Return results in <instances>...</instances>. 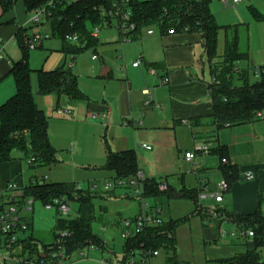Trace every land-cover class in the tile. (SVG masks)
<instances>
[{
    "label": "rangeland",
    "instance_id": "rangeland-1",
    "mask_svg": "<svg viewBox=\"0 0 264 264\" xmlns=\"http://www.w3.org/2000/svg\"><path fill=\"white\" fill-rule=\"evenodd\" d=\"M68 1L74 2L76 0ZM229 1L230 3L233 2V0ZM251 6L264 15V0H243L235 8L225 6L222 0H211V12L221 28L218 37V57L214 61L215 63L223 60L226 38L233 39L235 33H237L240 51L249 53V60L240 62L238 64L239 68L242 70H256L259 67H264V20H257L253 17L249 11ZM28 18V25H31V13H28ZM99 27L100 33L96 51L94 47H90L80 53L74 61L71 56L67 57L63 53V42L52 36L47 25L35 27L34 30L30 31L29 34L31 35H33V32H35L34 34L41 32L51 36L50 39L43 41L42 47L29 52V63L32 69L57 70L67 60V66L70 67L72 64L71 69L78 76L79 87L89 101L80 104L71 101L72 104H68L61 100L58 101V99L47 103V98L50 96H44L43 100L38 99L40 107L44 109L43 111L50 120L49 134L57 151V164L50 167L39 164H32L34 165L32 166L29 163L33 159L31 153L16 149L12 152V160L4 163L5 165L2 164V167L0 166V173H5V176L0 180L2 189L10 183H19L20 186L27 187L31 179L37 177L39 182L48 184H75L76 189L82 191L94 189L95 194L98 195V198L93 201L95 220L92 224V230L103 239L106 248L104 250L86 248L81 251L86 254V259L82 258L81 252H75L68 260L59 261L58 264H84V262L103 264L104 261V264H118V262H124L123 248L125 240L121 236L122 226L118 225V218H120V215L124 218L129 217L130 210H137L139 204L133 199L132 185L127 184V181H123L124 185L120 186V180L115 183V174L105 168L109 147L112 151L134 149L137 152L140 173H143L146 178L171 184L174 181L172 179L174 175L181 170L182 173L193 178V183H196V175L188 170V163H184L186 150L183 149L179 152L176 148V138L173 131L170 135L164 134L163 131L150 133L147 127L143 126L141 128L137 123L123 122L118 124V128L108 130V122L104 119L105 113L92 107V105H103L104 100L108 99L112 86L115 85L119 77H122L118 75L126 73L125 67L131 66L134 61L141 62L143 68L146 67L145 62L141 60L140 47L142 48V40H125L119 30L118 20L111 23L106 22ZM227 27H231L228 32ZM156 33L160 36L158 29H156ZM191 37L196 40L193 46L199 64V67L194 70H199L203 79L211 82L213 70L204 55L200 35L192 33ZM5 44L4 60L8 62V66H11L12 61H18L22 58L23 52L16 39H12ZM93 55H96L98 59L93 60ZM128 61L131 62L128 63ZM103 68L110 70L109 76H101ZM0 76L3 78L0 82V95L8 91H14L15 84L12 76L3 75L1 72ZM36 78L34 74L32 77L34 85L37 84ZM261 78V75L256 74L255 71L250 72L251 82L260 81ZM133 79L135 83L143 81L139 75L133 76ZM34 93L37 95L36 91ZM87 104H89V108ZM65 107L73 110V118H59L55 115L57 110H63ZM149 110L153 111L151 107ZM146 111L147 109L144 106L140 107L141 117L136 120L137 122L145 120ZM154 112L156 115L160 113L156 110ZM88 113L92 115L99 114V118L89 120L86 118ZM164 116H167L166 113H164ZM70 121L76 123H70ZM165 132L167 131L165 130ZM116 136L118 140L115 138ZM212 140L215 141L216 138ZM191 141L192 146H189L188 149L192 152L204 146L205 143L201 137H194ZM155 142L159 143V146L155 145ZM143 144L151 146L153 151L143 149ZM215 156L217 158L218 155H208L209 158ZM202 158V155L196 153V162ZM8 171L10 176H8ZM190 174L192 176H189ZM201 174L205 175V173ZM209 175L212 184L208 191L203 192L207 196L218 192L217 181L212 174ZM107 183L112 185L108 190L106 189ZM147 201L151 204L155 202L153 199ZM127 202L131 205L125 209ZM160 202L162 204V218L165 221L184 218L195 209L194 204L189 200H168L163 196L160 198ZM209 202V200H201L200 204L204 207H211ZM78 212L79 203L73 201L69 214L60 216V219L62 221L75 219L79 214ZM58 214L57 208L47 211L44 203L39 201L35 203L33 214H25L26 220L32 225V229L24 237L33 235L34 240L32 242L37 245L36 247H39L38 251H42V246L54 242ZM206 228L211 227L204 226L202 215L192 218L189 223L181 226L177 231V251L172 253L161 250L158 257L151 258L150 264H228L222 263L220 260L230 258L235 253L247 249L245 239L238 237L222 238L220 235L221 232L225 231L236 233L238 231L236 226L222 224L217 236L211 230L207 231ZM38 251L32 255L27 251L25 257L30 258L33 256L34 260H37L39 257ZM19 253L21 254L22 251L18 250ZM6 255L7 251L1 250L0 264H18L11 258L6 259V262L3 261ZM261 262L264 263V255ZM32 264H35V261Z\"/></svg>",
    "mask_w": 264,
    "mask_h": 264
},
{
    "label": "trees",
    "instance_id": "trees-1",
    "mask_svg": "<svg viewBox=\"0 0 264 264\" xmlns=\"http://www.w3.org/2000/svg\"><path fill=\"white\" fill-rule=\"evenodd\" d=\"M28 13L45 11V18L41 24H31L29 26L18 27L16 40L19 42L23 55L18 61H12L9 76H12L16 88L15 94L5 103L0 105V165L12 160L13 150L29 151L34 159L33 164L52 166L58 163L57 151L54 148L50 134V120L45 112L38 107L35 101L33 80L36 75V85L41 96L66 97L73 102H88V97L81 91L72 67L67 66V62L57 70L45 71L43 69L34 70L29 63V52L27 45L33 35L29 34L35 27L47 25L52 36L59 38L63 42V53L71 56L74 61L76 57L94 47L96 49L97 40L92 38V29L103 26L104 23H111L107 11L113 5V0H22ZM211 0H181L180 2L167 0H147L133 3L135 16L141 29L157 25L159 21H164L165 10L170 12L173 18L180 17L184 23L191 25L193 32L200 33L204 54L212 68V79L209 85L211 98L214 106L213 115L208 118L209 122L199 120L198 125H212L216 128L225 126L239 127L261 120L259 114L264 115V67L261 80L251 82L250 72L255 69H240L238 64L249 60V53L240 51L239 36L237 33L233 39L226 38L225 52L221 62L215 63L218 57V37L220 27L210 9ZM5 13L13 8L14 0H7L0 3ZM250 13L257 20H264V15L255 7L249 8ZM166 20L163 29H166ZM231 27H227V32ZM235 29V27H234ZM236 32V30H235ZM78 36L80 44H72L67 38ZM86 46V47H85ZM214 62V63H213ZM3 78L0 76V82ZM221 151L219 148H212L211 153ZM34 166V165H32ZM105 168L113 172L116 181H127L130 184L136 180L140 174L137 154L134 150L114 152L108 148L107 162ZM222 171L226 181L230 184L234 174H237L233 166H223ZM144 197L154 201L165 196L168 200H189L195 209L194 211L180 219L163 221L161 225L149 226L146 230L125 242L123 252L124 259L132 251L148 249L154 251L165 250L175 253L177 251V231L181 226L186 225L192 218L208 213L209 210L200 204L201 188H191L183 184L180 189L168 185V190L160 191L161 182L156 179L144 177ZM263 186V183H261ZM22 198L29 197L36 201L46 203L56 198L67 197L79 203V214L75 219L62 221L58 215V225L55 235L59 230L69 231L72 236L66 242L68 259L75 252H81L92 246L96 249L104 250L106 245L103 239L92 230L95 220L94 199L98 195L88 189L82 191L76 189L75 184H48L36 181L35 183L22 187ZM211 213V212H209ZM217 218L223 221H230L238 227L252 228L256 237L250 241L245 239L247 251L240 253L233 258L220 260L228 264H264L261 262L264 255V215L256 213L252 216H237L224 209L214 212ZM56 239V238H55ZM34 238L20 241L24 249L30 255L36 253L39 247L33 244ZM48 246H42L46 255ZM39 252V251H38ZM38 264H42L44 259L38 253Z\"/></svg>",
    "mask_w": 264,
    "mask_h": 264
},
{
    "label": "crops",
    "instance_id": "crops-1",
    "mask_svg": "<svg viewBox=\"0 0 264 264\" xmlns=\"http://www.w3.org/2000/svg\"><path fill=\"white\" fill-rule=\"evenodd\" d=\"M3 1L7 0H0V3ZM14 1L15 5L6 13L0 4V52L2 55L0 59V72L3 75L9 74L11 69V66H8V62L4 60L5 43L16 39L18 27L29 26L28 12L26 11L24 2L22 0ZM196 34L200 35V41L202 43L201 34ZM191 35L192 33L164 36L160 33L159 36L155 33L153 36H147L145 32L138 35L133 41L142 40V48L140 47L141 60L145 62L146 67L143 68L141 62L139 66L134 67L133 64L136 63L135 61L132 62L131 66L128 65L125 67L126 73L118 75L122 77H119L115 85L112 86L110 96L107 97L108 99L104 100L103 105H92V107L105 113L104 119L108 122V130L118 128V124L123 122L129 124L137 123L141 128L143 126L147 127L150 133L163 131L164 134L170 135L173 131L176 138V148L179 152L183 149L186 150L184 163H188V170H191L196 175V183H193L192 177H188L181 170L178 171L174 175V178H172L174 179L173 183L170 184L167 182L168 185L177 189H180L185 184L191 188L200 187V194H203V192L210 189V185L212 184L209 174H212L218 186L220 181L226 179L222 167L225 165L236 168L237 174H234L230 182V190L225 194L224 201L217 203L213 198L209 197L207 200L210 201L211 207L203 206L211 212L202 214L203 224L205 227L206 225L211 227L206 228V230H211L217 236L222 224L236 226L230 221L221 222L218 218H214L213 213L218 209H224L237 216H252L256 213L264 215V117L256 123L239 127L225 126L216 128L212 125L197 124V122H200L199 120H204L203 122L208 124V118L214 113V106L209 87L211 82L205 81L199 70H194L196 67H199V64L197 63L193 46L196 40ZM66 62L67 60L64 64ZM130 62L128 61V63ZM109 75L110 71L107 76ZM137 75L143 79L142 82H134L133 76ZM166 79H168L167 84L164 83ZM33 88L34 92L36 91L37 93V95L34 93L36 104L40 109L44 110L40 107V101H38V99L43 100L44 96L38 93L36 85L33 84ZM15 92L16 88L14 91H8L0 95V105L10 99ZM47 99V103L56 101V99L68 104H72L73 102L66 97H57L54 95H51ZM141 106L147 109L145 120L137 122L136 120L141 117ZM87 107L89 108V104H87ZM150 107L153 111L149 110ZM65 109L67 108L65 107ZM68 110L71 111L68 117L73 118V110ZM154 110L160 111V113L156 115ZM162 112L166 113L167 116H164ZM55 115L58 116L57 114ZM58 117L60 118V116ZM86 118L89 120H97L99 114L92 115L88 113ZM70 123L76 122L70 121ZM194 137H201L205 142L204 145L209 144L211 149L219 148L221 154L220 152H212L210 154H216L218 156L217 158L216 156L209 158L208 155L200 153L199 155L203 156L202 159H198L196 162L195 157L193 160L188 161L186 154L192 152L188 148L192 146L191 140ZM115 138L118 140L117 136ZM213 138H216V140L213 141ZM116 139L115 141H117ZM154 144L159 146L157 142ZM143 145L142 148L145 149ZM145 150L153 151V148L151 147L150 150ZM223 159H227L228 163L223 164ZM3 165L0 166L2 167ZM7 173L10 176V172L8 171ZM201 173H205V175L203 176ZM249 175L252 177L250 180L247 178ZM4 176L5 173H0V180ZM189 176L192 175L190 174ZM36 181H38L37 177L31 179L29 185ZM261 183H263V186H261ZM0 188L1 191L2 187L0 186ZM154 204H158L162 208L160 199L155 200ZM129 205L131 204L127 202L125 209ZM139 211L140 206L138 205L137 210H130L129 217L126 218L134 217ZM118 219V225H121V220L124 217L120 215ZM55 238L56 235L54 233V241ZM246 251L247 249L243 252H237L230 258ZM82 258L86 259V257ZM3 259L6 262V259ZM14 262L16 261L14 260ZM37 262L35 260V264H38ZM84 264L93 263L84 262ZM118 264L121 263L118 262Z\"/></svg>",
    "mask_w": 264,
    "mask_h": 264
},
{
    "label": "built area",
    "instance_id": "built-area-1",
    "mask_svg": "<svg viewBox=\"0 0 264 264\" xmlns=\"http://www.w3.org/2000/svg\"><path fill=\"white\" fill-rule=\"evenodd\" d=\"M113 5L107 11L108 17L111 18V22L114 20H118L119 30L121 35L127 41H133L138 35H141L143 32L147 36H153L156 33V29L164 36H173L179 34H189L194 33L191 25L184 23V21L178 17L173 18L170 15V12L165 10V20L159 21L157 25H153L144 29L139 27L137 22L135 11L133 7V3L140 0H113ZM170 1V0H167ZM175 2H180L181 0H172ZM202 1V0H197ZM225 6H231L235 8L237 5L241 4L243 0H233L230 3L229 0H222ZM32 24H41L45 18V11L32 12ZM166 20L168 24L166 29H163V25ZM100 27H96L92 32V38L98 40ZM143 31V32H142ZM49 34L44 33H36L27 43L30 50H35L42 46L43 41L46 39H50ZM67 40L72 44H80V39L78 36L68 37ZM2 58L0 52V59ZM98 57L93 55V60H97ZM140 65V62H136L133 64L134 67ZM72 67V64L70 65ZM256 74L261 75L262 70L257 68L255 70ZM165 84L168 83V79L164 81ZM56 114L60 117H68L71 114V111L68 109H59ZM259 118H263V114L258 115ZM97 117V116H95ZM143 147L147 150H150L151 147L147 145H143ZM196 153H201L204 155H209L211 153V146L209 144H205L201 148L195 150L194 152H190L186 154V159L188 161L193 160L196 157ZM29 163L32 165L34 159L30 160ZM223 164H227L228 160L223 159ZM249 180L252 177L249 175L247 177ZM144 175L140 173L136 180L132 181L130 184L133 187L132 196L135 199L139 206L140 211L132 218H124L121 220L122 231L121 236L125 240V242L130 241L135 236L143 233L147 227L161 225L164 221L162 218V208L158 204H151L144 197V186L143 180ZM119 185H124L123 181H119ZM111 183L106 184V189L111 188ZM22 187L17 183H10L4 189L0 191V255L1 250H6L7 255L5 259L11 258L15 260L18 264H32L34 260L32 257H25L26 250L24 249V245L20 242L29 237H24L25 234L31 229V224L26 220L25 214L34 213V206L36 200L32 197L27 199L22 198ZM94 191V189H90ZM160 191L168 190L167 183H161L159 185ZM230 190V184L224 179L218 183V192L216 194H211L207 196L206 194H200L199 199L207 200L209 197L213 198L217 203H222L224 201L225 194ZM72 200L67 197L56 198L53 201L44 203L45 209L47 211H51L54 208H57L59 216L68 215L71 211ZM213 217L217 218V215L213 213ZM237 232H221L220 235L222 238L227 237H238L248 240H253L256 237L255 230L252 228L246 227H238L236 225ZM72 234L66 230H59L56 233L55 241L48 245L44 262L42 264H58L59 261L68 260V254L66 251V242ZM91 249H96L95 247H91ZM18 250H21L22 253L18 254ZM30 253V252H29ZM38 253L44 255L43 250ZM160 255V251L141 249L139 251H132L127 259H124V262L121 264H150V260L152 257H158ZM82 257H86V254L81 252ZM39 259V258H38ZM37 259V261H38ZM105 263V262H104ZM110 264V263H109Z\"/></svg>",
    "mask_w": 264,
    "mask_h": 264
},
{
    "label": "water",
    "instance_id": "water-1",
    "mask_svg": "<svg viewBox=\"0 0 264 264\" xmlns=\"http://www.w3.org/2000/svg\"><path fill=\"white\" fill-rule=\"evenodd\" d=\"M86 47V46H85ZM109 69L108 68H103L102 69V71H101V76L102 77H105V76H107L108 75V73H109ZM42 258H45V255H42Z\"/></svg>",
    "mask_w": 264,
    "mask_h": 264
}]
</instances>
